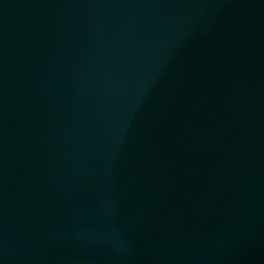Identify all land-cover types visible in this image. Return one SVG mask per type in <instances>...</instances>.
Returning <instances> with one entry per match:
<instances>
[{"label":"water","instance_id":"95a60500","mask_svg":"<svg viewBox=\"0 0 264 264\" xmlns=\"http://www.w3.org/2000/svg\"><path fill=\"white\" fill-rule=\"evenodd\" d=\"M0 264H264V0H0Z\"/></svg>","mask_w":264,"mask_h":264}]
</instances>
